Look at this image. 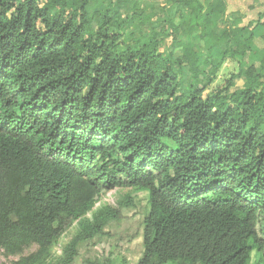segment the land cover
Returning <instances> with one entry per match:
<instances>
[{
  "label": "trees",
  "instance_id": "1",
  "mask_svg": "<svg viewBox=\"0 0 264 264\" xmlns=\"http://www.w3.org/2000/svg\"><path fill=\"white\" fill-rule=\"evenodd\" d=\"M89 1L0 0V250L74 264L132 200L87 214L131 188L148 196L136 264H264V49L219 35L225 0H167L177 58L159 34L126 42L122 20L151 23L139 6ZM217 57L252 64L205 94Z\"/></svg>",
  "mask_w": 264,
  "mask_h": 264
},
{
  "label": "rangeland",
  "instance_id": "2",
  "mask_svg": "<svg viewBox=\"0 0 264 264\" xmlns=\"http://www.w3.org/2000/svg\"><path fill=\"white\" fill-rule=\"evenodd\" d=\"M109 2L110 0H91L88 4V11L90 13L101 11ZM119 4H121L120 11H123H121V14L127 12V15H129L133 12L134 7L138 8L139 6L143 13L142 17L152 16L151 23L140 31L134 29L131 23L122 20L120 25L121 29L124 30L126 42L135 44L136 41H145L147 38L159 34L160 37H164L160 48L161 53L164 55L171 53L174 58L181 56V49L170 38L165 39V34L172 32L171 25L175 26L180 21L175 14V5L170 4L167 0H119ZM226 6L225 14L215 19L216 31L219 35L224 30L234 31L236 32V38L253 50L264 49V2L226 0ZM163 27H165L164 31H162ZM250 36H252L251 39ZM215 55L217 56L218 53L216 52ZM217 62L219 67L205 94L223 88L231 76L237 75L252 64L249 60L245 62L232 59L219 60L218 57ZM255 66L258 69V65ZM186 71L184 69V75H186ZM243 83V77L235 79L232 91L242 88ZM125 197L132 200V206L123 211L122 221L119 223L111 222L106 229L105 236L97 237L83 245L74 264H136L142 253L141 224L148 209L147 193L138 192L131 188L108 191L101 197L93 210L87 214L86 218L89 219L95 211L103 206H115ZM77 224H73L59 239L53 250L54 259L61 255L62 248L76 235ZM33 251H35V248L25 250L22 255L26 256ZM19 258L20 256H7L0 250V264H12ZM253 262L254 254L252 255L251 264Z\"/></svg>",
  "mask_w": 264,
  "mask_h": 264
},
{
  "label": "crops",
  "instance_id": "3",
  "mask_svg": "<svg viewBox=\"0 0 264 264\" xmlns=\"http://www.w3.org/2000/svg\"><path fill=\"white\" fill-rule=\"evenodd\" d=\"M226 1V0H225Z\"/></svg>",
  "mask_w": 264,
  "mask_h": 264
}]
</instances>
